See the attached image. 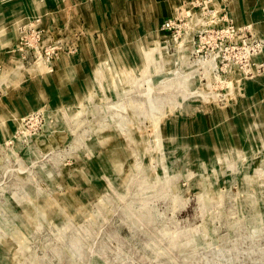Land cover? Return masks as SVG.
I'll use <instances>...</instances> for the list:
<instances>
[{"label":"rangeland","instance_id":"1","mask_svg":"<svg viewBox=\"0 0 264 264\" xmlns=\"http://www.w3.org/2000/svg\"><path fill=\"white\" fill-rule=\"evenodd\" d=\"M0 264H264V0H0Z\"/></svg>","mask_w":264,"mask_h":264}]
</instances>
